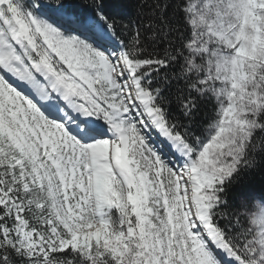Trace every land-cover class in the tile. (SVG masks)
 I'll list each match as a JSON object with an SVG mask.
<instances>
[{
	"label": "snow or ice",
	"instance_id": "snow-or-ice-1",
	"mask_svg": "<svg viewBox=\"0 0 264 264\" xmlns=\"http://www.w3.org/2000/svg\"><path fill=\"white\" fill-rule=\"evenodd\" d=\"M144 2L0 0V264H264V0Z\"/></svg>",
	"mask_w": 264,
	"mask_h": 264
},
{
	"label": "trees",
	"instance_id": "trees-1",
	"mask_svg": "<svg viewBox=\"0 0 264 264\" xmlns=\"http://www.w3.org/2000/svg\"><path fill=\"white\" fill-rule=\"evenodd\" d=\"M80 3H88L90 0H79ZM126 2L129 4L128 7L119 9V15H118V20H122L123 22H127L128 19H134L136 20L137 23H142L143 20L141 19L140 16L137 15L136 12V6L140 4V0H126ZM155 3H160L163 4L165 3V0H145L143 4V11L145 13L148 12L149 7L154 5ZM169 4H174L175 0H168ZM166 15H171V8H169L168 12ZM144 19H147L145 17ZM186 94V93H185ZM176 96V89L173 87L171 90V106H170V111L173 115H178V106L177 102L175 99ZM214 104L210 102H204L201 101L199 105V113L197 116L198 121L201 122L202 126H206L208 122L211 121V118L214 115Z\"/></svg>",
	"mask_w": 264,
	"mask_h": 264
}]
</instances>
